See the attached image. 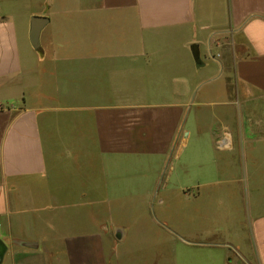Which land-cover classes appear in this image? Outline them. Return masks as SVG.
<instances>
[{
  "label": "crops",
  "instance_id": "crops-1",
  "mask_svg": "<svg viewBox=\"0 0 264 264\" xmlns=\"http://www.w3.org/2000/svg\"><path fill=\"white\" fill-rule=\"evenodd\" d=\"M206 143L201 182L189 162ZM243 180L244 221L152 217L174 187L196 202ZM127 211L146 213L161 264L174 240L264 264V0H0V264H121L132 231L108 220Z\"/></svg>",
  "mask_w": 264,
  "mask_h": 264
},
{
  "label": "rangeland",
  "instance_id": "rangeland-1",
  "mask_svg": "<svg viewBox=\"0 0 264 264\" xmlns=\"http://www.w3.org/2000/svg\"><path fill=\"white\" fill-rule=\"evenodd\" d=\"M225 137L226 136L222 133L217 136V149H223L221 147V144L224 142ZM211 149L212 148H209L207 143L206 146L203 147L202 145H200V147L191 148L189 175H191V177H193L194 175L196 177H199V180L201 182L202 178H206L207 173L214 174L216 172V169H214L216 168V165L214 164V160L216 157L213 156V152V155L210 154ZM181 163L179 164L177 170L179 178L178 180H176V185L184 184L185 182H187L185 179L186 170H182ZM222 169L225 170L224 167ZM218 179L219 176L216 175L213 182L217 181ZM214 186L208 188V191L204 194V200L202 199L201 201L196 202H190L189 200H187L184 196L180 194L181 192L179 191V189L177 187H174L172 189L171 194L165 197L164 205L167 206L164 209L161 208V212L159 211V209H156L155 212H152V217L157 216V220L164 222L170 227L179 228L181 231L183 228L184 221V207H189L191 215H194L193 213H195V216H197V213H199L200 216V214L204 210V214L207 218L210 217L220 219V222L217 219L215 222L208 221L207 223H205L207 230L210 228H214L219 223L220 225H222V227L227 226L228 223L226 222V218L228 216V213L235 215L237 221H244V219L247 217L246 208L249 200L248 181L243 180L239 183L232 185L223 181L222 184H215ZM121 198L124 200V203H131L134 199L136 200V203H141L142 201L140 200L144 197H130L126 195ZM219 204L222 206V210L219 209L217 211L212 212L211 210L209 211L204 209L205 206L208 209L213 205ZM144 216L146 217V213L129 211L116 212L110 214V220H108L110 225H114L117 223L123 225L125 223L127 224V226L129 225L128 228L130 229V231H132L131 240H126L124 243H122V245H120V248L122 247L123 250L121 253L122 255L124 254L121 264H151L150 261L152 260L155 253L158 254L159 264H161L162 262L161 255L164 251V246L162 244L161 238L155 237L152 230H150L148 226L138 227V223L140 222H137L136 220L144 221ZM160 216L164 218V221L161 220ZM210 218L208 220H210ZM145 221L147 220L145 219ZM198 224L199 223L196 222V226H198ZM229 230L230 235L233 233V231L238 230V228H235L233 227V225H230ZM144 231H146V233ZM113 232L114 234L116 233V231ZM140 232L144 233V236H142L141 239L137 237ZM158 237H160V235H158ZM168 245L170 246L171 250L170 264H244L234 254H232L230 257L227 256V254H229V252H226L227 250L218 251L207 249H194L183 245L178 240H174L173 243L169 242Z\"/></svg>",
  "mask_w": 264,
  "mask_h": 264
},
{
  "label": "water",
  "instance_id": "water-1",
  "mask_svg": "<svg viewBox=\"0 0 264 264\" xmlns=\"http://www.w3.org/2000/svg\"><path fill=\"white\" fill-rule=\"evenodd\" d=\"M46 22V19H42V18H34L33 19V39L34 41L37 40L38 38V35H39V31H40V28L42 27V25ZM194 57H195V60L197 62L200 61V57H199V52L198 50H195L194 51Z\"/></svg>",
  "mask_w": 264,
  "mask_h": 264
},
{
  "label": "built area",
  "instance_id": "built-area-1",
  "mask_svg": "<svg viewBox=\"0 0 264 264\" xmlns=\"http://www.w3.org/2000/svg\"><path fill=\"white\" fill-rule=\"evenodd\" d=\"M221 145H222L221 146L222 148H226L229 145V141H228L227 137H225V140H224V142Z\"/></svg>",
  "mask_w": 264,
  "mask_h": 264
}]
</instances>
